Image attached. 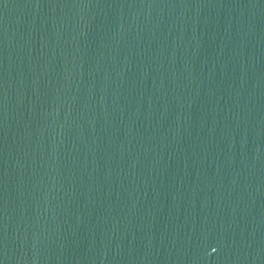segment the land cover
<instances>
[{"label":"water","instance_id":"water-1","mask_svg":"<svg viewBox=\"0 0 264 264\" xmlns=\"http://www.w3.org/2000/svg\"><path fill=\"white\" fill-rule=\"evenodd\" d=\"M0 264H264V0H0Z\"/></svg>","mask_w":264,"mask_h":264}]
</instances>
